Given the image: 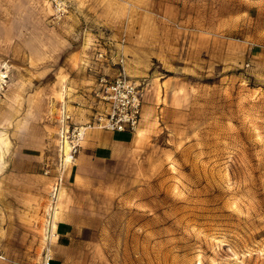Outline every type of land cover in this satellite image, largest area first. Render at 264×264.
<instances>
[{
    "label": "rangeland",
    "instance_id": "rangeland-1",
    "mask_svg": "<svg viewBox=\"0 0 264 264\" xmlns=\"http://www.w3.org/2000/svg\"><path fill=\"white\" fill-rule=\"evenodd\" d=\"M66 1L57 21L50 0L25 7L6 0L0 11V117L11 111L0 130L12 145L15 114L3 99L16 94L23 143L44 157L39 174L0 173V219L7 212L14 219L19 195L38 203L41 216L32 241L9 229L8 250L0 251L7 264L50 260L56 192L69 183L78 153L64 167L60 133L93 123L105 109L94 91L98 70L81 65L94 13ZM183 1L188 23L211 31L214 52L170 83L175 106L157 108L151 141L104 173L111 189H98L100 264H264V0ZM64 103L70 117L63 125ZM8 221L0 220L1 233Z\"/></svg>",
    "mask_w": 264,
    "mask_h": 264
},
{
    "label": "crops",
    "instance_id": "crops-1",
    "mask_svg": "<svg viewBox=\"0 0 264 264\" xmlns=\"http://www.w3.org/2000/svg\"><path fill=\"white\" fill-rule=\"evenodd\" d=\"M21 1L24 7L30 2ZM5 2L6 0H0V11L6 7ZM183 2V0H70L78 12L94 13L91 25L95 32L87 40L83 50L81 61L83 68L89 66L97 69L98 76L115 75L119 66L114 61L97 59L96 42L99 38H109L117 43L123 40L124 69L137 81L146 78V88L142 94L143 116L136 132L115 131L96 126L86 128L71 169L69 183L59 190L57 215L52 224L55 226L52 228L49 241L51 250L49 264L101 263L98 261L101 255L99 251H103L98 243V189H111L110 185L104 184L102 180L105 177L104 173L110 172L111 163L118 164L126 162L128 158L133 159L140 149L151 141L157 131L154 122L157 108L166 111L175 106L172 97L167 94V91H170V83L177 75L185 72L189 74L194 59L200 60L203 54H213L214 39L209 36L211 31L208 27L206 32L200 31L198 25L188 23L190 15L181 13ZM210 12V17L213 18V10ZM183 32H188L189 38L183 39L182 43ZM180 44L186 45L185 51L180 50ZM97 88L99 81L96 80L94 91ZM10 92L11 90L8 91ZM3 102L8 108L14 109L12 112L15 114L13 118L15 135L10 145L6 143L4 135L6 130H0L4 131L0 132V173L10 167L14 169L16 175L28 171L41 173L44 157L38 151L33 152L36 147L31 145L27 147L23 143L22 130L19 132L18 129L20 122L17 120V109L21 111L22 99L16 94H6ZM104 107L105 102L98 97V108ZM10 115L11 111L0 117V122L10 120ZM79 119L87 123L90 117L82 115ZM22 184L20 186L24 187ZM14 200L15 216L10 213L14 219L7 218L8 212L0 219L2 222L9 220L6 231L2 233L0 231V251L8 250V237L11 236L12 227L18 229L16 238H19V241H32L33 235L39 236V233L35 232L38 227L36 221L41 217L35 211L38 203L20 195L14 197ZM4 204L6 202L2 205ZM12 220L15 223H12ZM39 245L40 243L37 247ZM0 264L7 263L0 260Z\"/></svg>",
    "mask_w": 264,
    "mask_h": 264
},
{
    "label": "built area",
    "instance_id": "built-area-1",
    "mask_svg": "<svg viewBox=\"0 0 264 264\" xmlns=\"http://www.w3.org/2000/svg\"><path fill=\"white\" fill-rule=\"evenodd\" d=\"M50 1L52 4L51 19L57 21L68 11L69 4L66 0ZM96 44L98 46L97 59L114 61L119 66V70L113 76H98L99 88L96 94L105 102L106 107L103 111L97 112L94 122L86 126H72L71 128L63 126L60 136L64 142L69 144V161L75 157L84 139L86 128L96 126L115 131L136 132L142 119L144 84L143 81L133 79L124 69L123 40L117 43L109 38H99ZM62 111L60 121L64 125L70 117L65 103L62 105ZM65 158L64 154L63 159ZM48 263L49 255H46L42 264Z\"/></svg>",
    "mask_w": 264,
    "mask_h": 264
},
{
    "label": "bare ground",
    "instance_id": "bare-ground-1",
    "mask_svg": "<svg viewBox=\"0 0 264 264\" xmlns=\"http://www.w3.org/2000/svg\"><path fill=\"white\" fill-rule=\"evenodd\" d=\"M6 76V74H4V73H1V75H0V77L1 76ZM1 79H2V77H1ZM61 150H62V153H63V156H64V154H65V156H66V158H65V163H64V167H66L67 166V162H69V144L67 143V142H64L63 140L61 141ZM59 189V188H58ZM58 192H59V190L56 192L57 193V197L59 196L58 195ZM54 213H55V211H54ZM53 214V213H52ZM52 222V221H51Z\"/></svg>",
    "mask_w": 264,
    "mask_h": 264
}]
</instances>
